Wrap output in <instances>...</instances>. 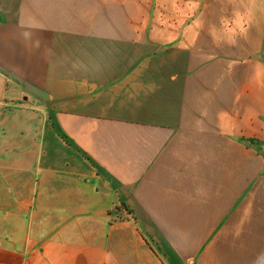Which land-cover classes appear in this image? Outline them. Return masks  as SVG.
I'll return each instance as SVG.
<instances>
[{
    "label": "crops",
    "instance_id": "0c3cea01",
    "mask_svg": "<svg viewBox=\"0 0 264 264\" xmlns=\"http://www.w3.org/2000/svg\"><path fill=\"white\" fill-rule=\"evenodd\" d=\"M225 5L0 0V264H264V14L216 46Z\"/></svg>",
    "mask_w": 264,
    "mask_h": 264
},
{
    "label": "clouds",
    "instance_id": "9594fccd",
    "mask_svg": "<svg viewBox=\"0 0 264 264\" xmlns=\"http://www.w3.org/2000/svg\"><path fill=\"white\" fill-rule=\"evenodd\" d=\"M258 13L264 14V0H226L224 14L218 23L208 26L213 44L235 46L239 40L246 39ZM200 28H204L203 21ZM249 79L258 87H264V64L253 66Z\"/></svg>",
    "mask_w": 264,
    "mask_h": 264
},
{
    "label": "rangeland",
    "instance_id": "374dc122",
    "mask_svg": "<svg viewBox=\"0 0 264 264\" xmlns=\"http://www.w3.org/2000/svg\"><path fill=\"white\" fill-rule=\"evenodd\" d=\"M10 223H13L12 225ZM20 221H0V239L5 237H15L14 235L21 229L23 225L19 224ZM1 244L3 242H0Z\"/></svg>",
    "mask_w": 264,
    "mask_h": 264
}]
</instances>
